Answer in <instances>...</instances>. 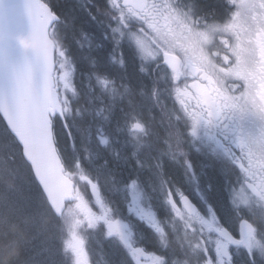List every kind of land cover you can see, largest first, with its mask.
<instances>
[{
    "label": "snow or ice",
    "instance_id": "snow-or-ice-1",
    "mask_svg": "<svg viewBox=\"0 0 264 264\" xmlns=\"http://www.w3.org/2000/svg\"><path fill=\"white\" fill-rule=\"evenodd\" d=\"M81 8L100 29L98 50L108 44L120 53L111 67L126 71L130 58L179 107L168 114L167 151L159 148L151 125L134 116L129 139L120 121L135 107L130 100L129 111L120 109L118 118L115 98L131 97L133 90L125 85L121 93L105 65L97 80L113 103L94 109L82 129L83 114L66 95L73 61L61 43L64 20L42 0H0V149L19 152L40 193L37 208L61 219V231L70 236L61 253L65 261L70 253L74 264H88L78 230L106 229L123 251L119 264H140L144 249L137 242L161 249L154 264H181L166 258L175 254L169 243L174 234L187 257L182 264H237L240 254L243 264H264V0H216L213 6L204 0H104ZM29 32L41 37L34 54L15 40ZM161 94L148 95L155 97L153 107ZM193 151L223 181L225 211L212 203L211 185L201 186L189 159ZM165 157L181 164L179 180L165 170ZM122 162L133 166V175L122 174ZM3 173L15 174L7 168ZM81 181L94 203L80 190ZM181 186L195 193L199 209ZM173 216L182 234L173 225L166 235ZM237 219L243 223L234 234ZM134 229L145 234L143 240H133Z\"/></svg>",
    "mask_w": 264,
    "mask_h": 264
},
{
    "label": "trees",
    "instance_id": "trees-1",
    "mask_svg": "<svg viewBox=\"0 0 264 264\" xmlns=\"http://www.w3.org/2000/svg\"><path fill=\"white\" fill-rule=\"evenodd\" d=\"M206 4H208L209 6H213L215 3L213 0H205L204 1ZM56 6H57V11L59 13H61L63 16L68 17H74V21L78 22V24L76 25H72L70 27V29L68 31H66L65 35L68 36H74L76 37V35H78V32L80 30L81 27H83L84 22L91 21L90 18L84 14V12L80 11L79 9H77V7L75 6L74 8L72 7V3H69V1H64L61 2L60 0H56ZM211 4V5H210ZM73 9V10H72ZM73 23V21H72ZM85 27V26H84ZM105 57V55H103ZM136 71H135V67L133 69L132 72V77H136ZM141 77L143 78V75H141ZM144 79V78H143ZM145 80V79H144ZM133 86L136 87L137 83L135 82V80H133ZM146 82H144V85H147V87L145 88H141L140 86V90H142V95H141V99L140 96H138V102L139 105L146 103L148 106L152 105V102H155V97L152 100L148 99V95L150 94V92L152 91H156V87L153 88L152 84L148 83L147 80H145ZM136 84V85H135ZM161 98L159 97V100ZM83 107L86 106L87 103H82ZM139 105H137L136 107H139ZM159 104H157L158 106ZM160 107L158 106L157 109H159ZM156 109V108H155ZM155 109L153 110V115L155 113ZM160 112H157V114ZM163 114H168V113H163ZM0 127H2V125H0ZM2 142V141H1ZM1 152H5V154L3 153V156L0 157V166H4V164H6V168L9 170H12L16 175V176H20L21 173H25L26 177H25V181L29 182L30 181V185L32 186L31 189H33V192L37 195V197H39V190L36 187L35 183L31 180L30 175L28 173L27 167L25 166L23 160L21 159L19 152H16L14 155L4 151L3 149H0ZM169 170V174L173 177L177 174H179V172L177 171V169H175L174 167H170ZM212 180L214 183V187L217 193V198L223 201V195H221V193H223V188H222V184L223 181L220 179V177L213 173L212 174ZM24 180V178H23ZM4 181L10 183V177H6L3 174L0 175V187L3 185ZM15 190H12V197L13 198V194L18 195L19 189L14 188ZM21 189V188H20ZM1 190V189H0ZM31 193V191H30ZM24 194V193H23ZM8 199V198H7ZM17 202V201H16ZM23 201L21 199V206H23ZM224 203V202H223ZM9 205L8 204H2L0 203V230L3 229V231L6 233L3 234L4 232L0 233V264H30V261L28 259V254L26 252H31L29 249V247H27L26 245H23L21 243L18 242L22 241L20 238L21 237H26L27 239H32L33 235H37L36 240L33 241V239L31 240V246L33 245H37V247L40 245V243H44V245L47 246H53L56 247L57 251L59 250L60 247H63L64 245V239L66 238V232L65 231H61V224L59 223V221L57 220V218L48 211H45L43 213L37 212L34 213V211H31L27 217L26 215H22L21 214V209L14 212L15 214L11 213V211L9 210ZM10 211V212H8ZM15 216H21L22 218H26L30 223H34V225H29V224H25V226H23V224H21V218L19 219H14ZM40 217L41 220H40ZM45 219V220H44ZM44 220V221H43ZM43 222V223H42ZM5 224V225H4ZM47 225V228H44L43 226ZM8 226V227H6ZM10 226V227H9ZM33 226V227H31ZM9 228V229H8ZM45 229V230H44ZM31 230V231H30ZM40 231H42L41 233H39ZM32 232V233H29ZM38 232V234H37ZM13 233H17V235H13ZM25 240V239H24ZM18 242V243H17ZM12 244V248L9 249L7 248L8 245ZM28 244V243H27ZM30 245V244H28ZM9 249V250H8ZM26 249V250H25ZM45 249V248H43ZM41 251V250H40ZM106 254V258L105 260L102 262L103 264H119L120 260L122 259V252L120 247L116 246V244H114L113 242H109L108 245V251L105 252ZM58 257H62L61 254H58ZM38 259H35L33 261V264H38L40 263V261Z\"/></svg>",
    "mask_w": 264,
    "mask_h": 264
},
{
    "label": "rangeland",
    "instance_id": "rangeland-1",
    "mask_svg": "<svg viewBox=\"0 0 264 264\" xmlns=\"http://www.w3.org/2000/svg\"><path fill=\"white\" fill-rule=\"evenodd\" d=\"M205 1V0H204ZM208 1V0H207ZM215 3H216V0H213ZM215 3H213V4H215ZM72 5V7L74 8L75 7V5L74 4H71ZM77 5V4H76ZM211 5V4H210ZM79 9V8H78ZM73 10V9H72ZM100 18H102V17H100ZM68 20H69V22H70V24H72V21H74V17H68ZM84 24H86L85 26L86 27H88V26H90V24H88V21H85L84 22ZM93 27H95V29H97V30H100V29H98L97 28V26H94V25H92ZM74 40H76V39H74ZM83 43L87 46V48H88V50H89V52H85L84 51V48L82 47V46H80L81 48H82V54L79 52V50H76V52L78 53V55H79V58L80 59H83V60H85L88 64H89V58H93V54H92V49H91V45H89V44H87V39H84V41H83ZM110 50V49H109ZM108 50V51H109ZM103 55H105V57L103 56ZM97 56H98V59L100 60V65L101 66H105V65H108L111 69L112 68H114V67H111V65H112V63L110 62V59L109 58H107V56H106V54H105V52H99V54H97ZM118 60V59H117ZM134 63L133 62H131V59L128 61V65H127V71L129 70L130 72H127V75H128V77L129 78H131V73L133 72V68H134V65H133ZM137 75V74H136ZM125 76V73H123V77ZM133 76V75H132ZM114 76L112 75V78H113ZM115 78V77H114ZM70 79H71V83H72V88H70L69 90H68V92H67V94H69V96H70V98H72V101H73V103H77L78 102V95L76 94V92H75V94L73 93V88L75 89V86H74V83H73V80H72V77H70ZM131 80H135V82L137 83V85H138V87H137V89H135V91L133 92V94L135 95V97H137V96H140V98L139 99H141V95H142V90H140V86L143 84L144 85V82H146L142 77H141V75H140V77L137 75V78L134 76L133 77V79H131ZM136 85V84H135ZM163 91V90H162ZM121 93H123V92H121ZM167 94V93H166ZM124 97H128L127 95H125ZM172 98V97H171ZM99 99H102L101 97H99ZM117 99V101L115 102V108L118 110V108H120L119 106H118V104H117V102H119V99H121V97L120 96H117L116 98H115V100ZM173 99V102H174V105H175V108L178 106V103H176L175 101H174V98H172ZM172 99L170 100V102L171 103H173L172 102ZM112 100V99H111ZM138 100V99H137ZM129 101H130V99H129ZM112 103H113V100H112ZM131 103H132V105H134V103L131 101ZM153 103H155V102H152V105H153ZM164 104H165V102H164ZM148 106L146 103H144V104H141L140 106H141V108L144 110V111H146V112H149V113H151L152 114V112H153V110L155 109V113H156V111H160V108L159 109H157V104H156V106L155 107H153V106ZM100 108H103V106H100V107H97V108H94L93 107V105L91 104L90 106H87L85 109L84 108H80V111H81V113L83 114V120H82V122H81V128L83 129L84 127H87L88 126V122H90L91 120H92V112H93V110L95 109V110H99ZM82 109H83V111H82ZM140 112H143V111H140ZM116 115H117V117H118V114L116 113ZM119 118V117H118ZM124 120L123 119H121V125L122 126H125V128H126V134H127V136H128V138H129V136H131V137H134V133H133V131L131 130V125L133 124V123H128V124H125V121L123 122ZM171 123H173L172 121H171ZM152 125H156V128L154 127V128H152L153 126ZM169 125H170V121H169V115L168 114H162V116H158V117H154L153 116V119H152V121H151V128H152V131L154 132V133H156V137L154 138L156 141H158V143H159V147L161 148V147H166L167 146V144H165V141L166 140H169V135H168V133H169V131H171L172 129L169 127ZM83 133H81V135H82ZM93 134V131H92V129H91V131H90V133H89V135L91 136ZM162 135H167V137H165V136H162ZM151 138H149V140H150ZM122 140H123V137H122ZM1 142V141H0ZM168 148V147H167ZM167 148H164V150L163 151H167ZM122 149H124L123 147H122ZM3 153L5 154V152H1L0 151V157L1 156H3ZM168 162L172 165L173 163H174V161H172L171 160V158L170 157H168ZM196 162H197V164H199L200 166H201V156H199V158H197L196 159ZM129 165V169H132V170H134L133 169V166L131 165V164H128ZM6 166V164H4V166H0V175L1 174H3V169L4 168H6L5 167ZM123 166H125L124 164H123V162L121 163V169H120V171L123 173ZM202 166H204V167H206V166H208L207 164H205V163H203V165ZM172 167H173V165H172ZM175 168V167H174ZM168 171V170H167ZM196 171V173H197V175H200L201 174V169H198V170H195ZM202 173H205L204 172V170H202ZM210 173L211 174H213V173H215L216 174V172H215V170L213 169V168H210ZM178 175L179 174H177V175H175V176H173V178H176V177H178ZM25 177H26V174L25 173H21V175L20 176H16V175H13L12 177H10V183L13 185V188H17V189H19V192H18V195H16V194H13V198H11L12 197V189H10L9 187H8V182L6 181H4V183H3V185L0 187V203H1V205L2 204H8L9 205V210L11 211V213H13V214H15L14 212H16V211H18V210H20L21 209V214L22 215H26V217H27V215L31 212V211H34V213H36L37 214V212H40V213H43V212H45V210L44 209H42V208H37V195L33 192V189H31L32 188V186L30 185V181L29 182H27V181H25ZM207 177H209V175L208 176H206L203 180H201V184H202V187H204V188H207V186L209 185L208 183H207ZM23 178H24V180H23ZM210 178V177H209ZM221 179V178H220ZM83 181H81V183H82ZM211 183H213V182H211ZM83 184H84V182H83ZM21 188V189H20ZM222 188H223V184H222ZM30 191H31V193H30ZM223 191V190H222ZM24 193V194H23ZM213 193V191H211V194ZM241 194L242 195H245V196H247L248 195V193L247 192H241ZM104 195V194H103ZM221 195H223V193H221ZM223 197H224V195H223ZM8 198V199H7ZM21 199H22V201H23V206L24 207H22L20 204H21ZM17 201V202H16ZM220 203H223V201L222 200H220ZM224 205V204H223ZM10 211H8V212H10ZM20 219L21 220V224H23V226H25V224H29V225H34L35 226V224H33L34 223V221H33V223H30L26 218L24 219V218H22L21 216H15L14 217V219ZM41 218L42 217H40V220H41ZM45 220V219H44ZM43 220V221H44ZM1 223V222H0ZM43 223V222H42ZM5 225V224H4ZM6 227H8V226H6ZM10 227V226H9ZM31 227H33V226H31ZM44 228H47V225H44L43 226ZM9 229V228H8ZM45 230V229H44ZM31 231V230H30ZM1 232H4L3 231V229L2 230H0V233ZM42 231H40L39 233H41ZM29 233H32V232H29ZM3 234H5L6 235V233L4 232ZM37 234H38V232H37ZM13 235H17V233H13ZM39 235V234H38ZM36 238H37V235H33V237H32V239H33V241L34 240H36ZM22 241H19L18 240V242L19 243H21V244H23V245H26L27 247H29V249H31L30 251L31 252H26L27 254H28V259H29V261H30V264H33V261L35 260V259H38L39 261H40V263H38V264H74V260L73 259H71V256L69 257V262H66L65 261V259L64 258H62V257H58V253H59V250L57 251V249H56V247H51V246H45L44 245V243H40V245L37 247V245H33V246H31V240L32 239H27L26 240V237L24 236V237H21L20 238ZM25 239V240H24ZM70 239V238H69ZM64 241H66V238L64 239ZM17 242V243H18ZM30 244V245H28V244ZM7 248H9V249H11L12 248V244H10V245H8L7 246ZM43 248H45V249H43ZM8 249V250H9ZM175 249V253H179V251L182 253V254H184L180 249H179V247L178 246H176V248H174ZM26 250V249H25ZM41 250V251H40ZM161 254V253H160ZM159 253H158V255H160ZM158 255H156V254H154V255H152V257H148L146 260L144 259V262H142L141 264H154V257H156V256H158ZM242 257H244V256H242ZM241 257V258H242ZM166 258H168V257H166ZM37 260V261H38ZM246 260V259H245Z\"/></svg>",
    "mask_w": 264,
    "mask_h": 264
},
{
    "label": "clouds",
    "instance_id": "clouds-1",
    "mask_svg": "<svg viewBox=\"0 0 264 264\" xmlns=\"http://www.w3.org/2000/svg\"><path fill=\"white\" fill-rule=\"evenodd\" d=\"M16 44L25 52L34 54L39 51L41 37L37 33L29 32L15 37Z\"/></svg>",
    "mask_w": 264,
    "mask_h": 264
},
{
    "label": "flooded vegetation",
    "instance_id": "flooded-vegetation-1",
    "mask_svg": "<svg viewBox=\"0 0 264 264\" xmlns=\"http://www.w3.org/2000/svg\"><path fill=\"white\" fill-rule=\"evenodd\" d=\"M217 197V196H216ZM176 199H177V202H178V206H179V197H176ZM190 199V201L193 203V204H195V202L193 201L194 199L192 198V200H191V198H189ZM219 200V199H218ZM198 208V207H197ZM223 208L224 209H226V206H223Z\"/></svg>",
    "mask_w": 264,
    "mask_h": 264
},
{
    "label": "water",
    "instance_id": "water-1",
    "mask_svg": "<svg viewBox=\"0 0 264 264\" xmlns=\"http://www.w3.org/2000/svg\"><path fill=\"white\" fill-rule=\"evenodd\" d=\"M54 59H55V52H54Z\"/></svg>",
    "mask_w": 264,
    "mask_h": 264
},
{
    "label": "bare ground",
    "instance_id": "bare-ground-1",
    "mask_svg": "<svg viewBox=\"0 0 264 264\" xmlns=\"http://www.w3.org/2000/svg\"><path fill=\"white\" fill-rule=\"evenodd\" d=\"M132 62V61H131ZM124 122V121H123Z\"/></svg>",
    "mask_w": 264,
    "mask_h": 264
}]
</instances>
